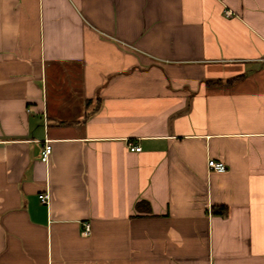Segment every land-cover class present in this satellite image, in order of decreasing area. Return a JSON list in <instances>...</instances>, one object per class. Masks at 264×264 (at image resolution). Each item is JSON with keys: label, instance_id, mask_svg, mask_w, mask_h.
I'll list each match as a JSON object with an SVG mask.
<instances>
[{"label": "crops", "instance_id": "0c3cea01", "mask_svg": "<svg viewBox=\"0 0 264 264\" xmlns=\"http://www.w3.org/2000/svg\"><path fill=\"white\" fill-rule=\"evenodd\" d=\"M0 264H264V0H0Z\"/></svg>", "mask_w": 264, "mask_h": 264}, {"label": "built area", "instance_id": "2783aa9c", "mask_svg": "<svg viewBox=\"0 0 264 264\" xmlns=\"http://www.w3.org/2000/svg\"><path fill=\"white\" fill-rule=\"evenodd\" d=\"M233 12L232 10L227 9L226 10V14L231 15ZM130 149L133 151H141V146L140 145H136L133 143H130ZM52 151V145L48 142V140H46V144L42 150L41 153V158L43 161L47 162L49 160V155ZM208 167L213 170V171H217V172H224L228 169L227 164L222 161V160H217L214 158H209L208 159ZM50 197V194L48 192H45L43 194L40 195V198L43 202H48ZM90 224L87 223L86 227H85V232L89 233L90 232Z\"/></svg>", "mask_w": 264, "mask_h": 264}, {"label": "trees", "instance_id": "16d2710c", "mask_svg": "<svg viewBox=\"0 0 264 264\" xmlns=\"http://www.w3.org/2000/svg\"><path fill=\"white\" fill-rule=\"evenodd\" d=\"M214 212L219 214H226L228 212V207L224 205H218L215 207Z\"/></svg>", "mask_w": 264, "mask_h": 264}]
</instances>
